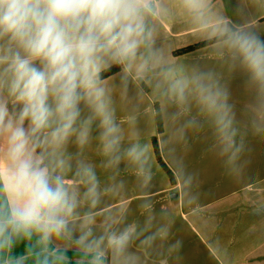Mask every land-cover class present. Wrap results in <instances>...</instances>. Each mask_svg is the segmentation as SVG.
I'll return each mask as SVG.
<instances>
[{
  "label": "clouds",
  "instance_id": "9594fccd",
  "mask_svg": "<svg viewBox=\"0 0 264 264\" xmlns=\"http://www.w3.org/2000/svg\"><path fill=\"white\" fill-rule=\"evenodd\" d=\"M209 2L180 0L219 55L247 74L264 113V38L250 21L217 14ZM168 14L163 0H0V264H119L133 245L150 256L163 237L165 229L151 230V218L141 228L101 211L111 189H101L80 153L67 151L70 143L89 144L95 127L106 169L118 174L126 162L144 186L151 180V147L141 143L132 114L138 107L125 117L124 145L117 86L104 78L113 67L122 99L129 85L140 97L147 86L163 101L154 116L177 109L171 121L195 103L210 118L222 155L237 157L242 146L228 92L212 73L172 63L157 42ZM198 127L190 117L177 131L183 137ZM176 175L183 199L192 177L182 168Z\"/></svg>",
  "mask_w": 264,
  "mask_h": 264
},
{
  "label": "rangeland",
  "instance_id": "374dc122",
  "mask_svg": "<svg viewBox=\"0 0 264 264\" xmlns=\"http://www.w3.org/2000/svg\"><path fill=\"white\" fill-rule=\"evenodd\" d=\"M163 3L169 14L159 26V46L169 52V59L175 65L212 73L228 92V103L234 113L235 142L242 146L241 151L234 160L222 155L210 118L201 114L195 103L187 115L176 121L168 118V114L177 111L175 107L161 113L160 133L153 110L156 111V104L160 112L163 101L154 97L147 86H144L147 94L140 97L134 84L129 85L127 96L122 99L119 79H113L115 74L106 80L117 86L113 98L117 119L125 130L124 145L129 143L125 117L133 107H138L132 114L141 143L151 147V180L144 186L126 162L119 165L118 174L106 169L95 127L89 144L80 149L70 143L67 151L74 158L80 153L81 158L94 166L101 189H111L102 196L101 211L123 215L125 224L135 223L141 228L151 218L152 231L165 229L150 256L133 245L149 259L165 264H243V254L251 252L250 240L264 239L261 229L238 225L255 215L250 196L264 187V113L258 110L256 89L249 83L247 74L239 67H231L228 58L219 55L215 43L181 53L211 39L193 26L180 0H163ZM209 7L233 21H250L264 38V0H210ZM190 117H196L200 127L188 128L181 137L177 130ZM153 138L157 139L161 156L175 176V186L157 160ZM162 142H166L163 149ZM259 148L263 150L262 156ZM178 168L192 177L183 199L177 191ZM255 203H262V197Z\"/></svg>",
  "mask_w": 264,
  "mask_h": 264
},
{
  "label": "crops",
  "instance_id": "0c3cea01",
  "mask_svg": "<svg viewBox=\"0 0 264 264\" xmlns=\"http://www.w3.org/2000/svg\"><path fill=\"white\" fill-rule=\"evenodd\" d=\"M252 152H250V154H252ZM262 153H263V150L260 149L259 155L262 156ZM245 167L247 168V165ZM250 197H252L251 201L253 202L251 204V209H252L251 211L255 212V215L251 216L252 219L250 221H246L245 223H242L240 221L238 222V225L239 226L243 225V228L246 227L247 229H250V230H260L261 229L262 231H264V187L260 188L257 191V194H255L254 196H250ZM261 197H262V203L260 204L255 203L257 199H260ZM190 211L192 210H189L188 212ZM259 212L262 214H259ZM254 218H256V220H254ZM249 245H251V249H250L251 252L249 254H243L244 256L243 264H264V239L253 238L250 240ZM22 250H23V246L17 249L18 252ZM68 255L72 256L73 254L72 252H69Z\"/></svg>",
  "mask_w": 264,
  "mask_h": 264
},
{
  "label": "trees",
  "instance_id": "16d2710c",
  "mask_svg": "<svg viewBox=\"0 0 264 264\" xmlns=\"http://www.w3.org/2000/svg\"><path fill=\"white\" fill-rule=\"evenodd\" d=\"M213 43H215L214 40H206V41L201 42V43H199L197 45H194L195 46L194 50H196L198 48L209 46V45H211ZM192 49H193V46H190V47L185 48L184 50H182L181 53H184V54L190 53V52L194 51ZM119 71H120V69L118 67H113V69L110 72H107V73L104 74V78L106 79V78L114 75L115 73H118ZM155 109H156V112H159L158 106L156 104H155ZM156 120H157V123H158L159 132L161 133L162 132V125H161V117H160V115H156ZM153 145H154L155 154H156V157H157V160H158L160 166L163 168V170L166 171V173L168 174V176H169V178L171 180L172 185L175 186L176 185L175 176H174L173 172L170 170V168L164 162V160H163V158L161 156V153H160V150H159L158 141H157L156 138H153Z\"/></svg>",
  "mask_w": 264,
  "mask_h": 264
},
{
  "label": "water",
  "instance_id": "95a60500",
  "mask_svg": "<svg viewBox=\"0 0 264 264\" xmlns=\"http://www.w3.org/2000/svg\"><path fill=\"white\" fill-rule=\"evenodd\" d=\"M119 264H165L149 259L144 252L138 250L134 246L129 250L128 254L121 258Z\"/></svg>",
  "mask_w": 264,
  "mask_h": 264
}]
</instances>
